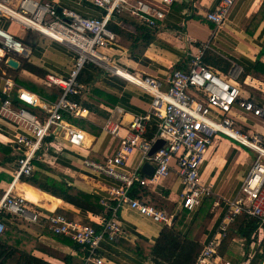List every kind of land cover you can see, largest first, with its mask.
Segmentation results:
<instances>
[{
	"label": "built area",
	"instance_id": "2783aa9c",
	"mask_svg": "<svg viewBox=\"0 0 264 264\" xmlns=\"http://www.w3.org/2000/svg\"><path fill=\"white\" fill-rule=\"evenodd\" d=\"M104 10L103 17H85L71 8H60L47 0H0V21L7 17L23 28L36 30L43 36L58 42L75 53L73 65L67 77L48 74L42 84L61 89L54 101L41 97L38 93L19 86L13 79L6 78L1 88L2 102L0 118L14 126L13 139L9 146L13 153L15 175L29 176L37 169V161L46 160L48 147L54 146L48 137L64 138L70 146L82 147L86 133L77 127L71 118L87 117L89 109L73 99L85 88L79 74L87 63H93L126 79L152 96L151 113L159 118L156 133L146 137L149 116H134L128 132L121 134L122 124L109 120L103 129L119 140L115 154L100 162L85 158L83 165L96 173L111 177L117 185L111 188L101 203L107 209V216L90 214V220L101 225L96 229L91 223L70 218L66 214L47 212L37 207L24 195L15 194L10 185L0 196V235L6 230L1 217L3 211L17 216L21 221L42 223L56 234L70 237L84 251L82 264H111L100 253V241L104 237L118 240L125 235L118 221L121 208L136 209L155 221L169 224L174 217L164 209L153 205L143 195L141 188L136 195L133 187H142L151 181L166 177L172 164H177V172L185 187L182 206L194 209L205 196L213 193L211 185L200 182V168L205 152L217 134H224L255 152L256 158L249 173L245 176L238 198L227 201L228 211L218 233L204 244L196 264H210L216 253L218 240L226 235L228 226L239 215L260 219L258 232L264 240V130L256 126L244 131L233 116L234 108L258 119L264 128V89L263 97L247 92L237 81L240 73L223 74L205 63V51L210 43L203 42L194 53L188 69H175L167 78L168 86L162 88V81L153 76H136L121 67L103 50L116 39L108 28V22L116 16L130 14L153 29L164 25L167 10L177 0H88ZM237 0H219L216 7L205 15L216 30L227 21ZM30 47L10 30L0 25V60L7 64L9 57L26 58ZM123 69L127 76L115 69ZM15 94L17 102H14ZM42 110V113L36 111ZM165 139V144L149 156L154 142ZM47 150V151H46ZM140 151V164L126 169V160L135 151ZM47 161V160H46ZM144 163L153 164L154 173H142ZM224 264H231L224 262ZM264 264V257L262 263Z\"/></svg>",
	"mask_w": 264,
	"mask_h": 264
},
{
	"label": "crops",
	"instance_id": "0c3cea01",
	"mask_svg": "<svg viewBox=\"0 0 264 264\" xmlns=\"http://www.w3.org/2000/svg\"><path fill=\"white\" fill-rule=\"evenodd\" d=\"M47 1L56 3L60 8H71L85 17L100 18L104 14L103 9L88 0ZM218 1L187 0L184 3L182 0H177L167 10L164 25L156 29L149 38H145L136 27L140 22L136 16L130 14L116 16L114 18L116 25L113 23L115 29H111L116 39L103 51L133 75H153L159 78L162 81V88L168 86L167 78L173 70H186L190 67L193 54L197 53L203 42L210 43L209 49L205 51V62L223 74L234 71L241 74L250 69L256 61L264 62V0H237L226 23L216 30L214 23L205 14L215 8ZM0 25L24 40L30 47V54L26 59L46 70V75L54 74L58 77L69 75L75 56L72 50L36 30L23 28L7 17L2 18ZM22 59L20 58L21 63ZM219 59L232 64L228 73L218 65ZM116 70L127 76L126 72ZM20 73L39 84H42L41 80L46 77H40L27 69H21ZM240 74L236 79L243 88L248 93L252 92L258 98H262L264 74H249L244 77V81L239 80ZM6 78L11 77L7 75L0 60L1 99V88ZM82 80L85 85L84 90L72 98L88 108L89 115L75 117L82 127L71 120L85 131V142L81 149L75 150L69 147L64 138L55 139L51 136L48 141L54 142V146L48 147L47 161L43 162L57 169L58 172L72 177L78 187L106 197L117 182L83 165L85 158L104 162L118 149L119 140L108 134L103 126L109 120L120 122L121 134L125 135L134 116H149L147 125L156 133L159 118L151 113L153 98L149 93L104 68L87 63ZM36 111L42 113V110L36 109ZM233 116L244 131L254 126L264 130L258 119L237 107L234 108ZM14 131V126L10 122L0 118V196L4 190L13 185L15 194H25L27 199L34 202L41 210L59 211L80 221L90 219L89 213L61 198L22 182L20 177L17 180L13 153L3 149L10 148L9 143L13 139ZM251 151L249 147L224 134L214 136L208 146L200 168V182L203 185H211L213 193L203 197L202 204L196 207L198 212H202L205 216L195 235L203 245L218 233L219 226L228 211L227 201L239 197L242 182L256 158V154L253 156ZM141 158L140 151L132 153L126 160V169L137 167ZM142 173L145 174L143 171ZM56 177L61 176L56 175ZM141 190L153 205L170 214H177L183 208L182 197L185 187L178 175L175 162L166 177L151 181ZM118 215V221L125 235L116 241L104 237L100 241L99 253L111 264H152L140 250H136L135 246L141 239L154 243L165 223L155 221L132 208H121ZM5 223L7 227L12 226V229L5 230L0 235V240L22 250H15L11 254V250H6L8 256L6 258L4 255L2 258L0 256V262L4 258L6 260L3 264H21L22 257L29 253L53 264L83 263L84 253L53 237L47 232L50 229L44 224L29 223L21 219H18L17 225L9 221ZM236 227L235 221L229 224L226 235L218 240L216 253L210 264H224V262L235 264L233 260L238 261V264L249 263L260 246L258 239L262 236V232H258L257 229L252 235L251 243L246 244V239L236 231Z\"/></svg>",
	"mask_w": 264,
	"mask_h": 264
},
{
	"label": "trees",
	"instance_id": "16d2710c",
	"mask_svg": "<svg viewBox=\"0 0 264 264\" xmlns=\"http://www.w3.org/2000/svg\"><path fill=\"white\" fill-rule=\"evenodd\" d=\"M114 25L116 21L110 20L108 22V28L114 30ZM138 23V22H137ZM136 27L144 35L145 38L151 37V34L156 31L141 22L136 24ZM218 65L223 69L225 73H228L232 64L226 60L219 59ZM206 63V62H205ZM93 64V63H90ZM207 64V63H206ZM3 68L6 69L7 75L22 87H25L31 91L38 93L41 97L47 98L50 100H56L61 93L60 88H50L43 84H39L33 81H30L28 78L23 76L20 73L21 69H27L32 73L45 77L47 72L43 68L29 62L26 58L22 59L21 68L15 70L8 66L5 61H2ZM263 73L264 74V62L256 61L250 69L241 72L240 81H244V77L247 75H253ZM6 74V73H5ZM4 74V75H5ZM84 74V68L79 74V80L83 82L82 75ZM242 75V77H241ZM6 76V75H5ZM239 82V81H238ZM240 83V82H239ZM14 102H17L15 94L13 95ZM2 99L0 98V105ZM75 123H79L77 119L71 118ZM154 131L149 128L147 125L146 137L151 138L154 135ZM50 139V137H48ZM6 152L11 153V148L4 147ZM56 175L61 176L57 178ZM1 179V177H0ZM20 180L22 182H27L42 191L52 194L58 198H61L67 203L74 205L85 213H90L93 215H105L107 216V209L101 203L102 196L98 193H93L86 191L78 187L74 183V179L63 173L57 171V169L51 167L50 165L37 161V169L29 176L21 175ZM142 188L140 183H136L133 187L132 194L136 195L139 193V189ZM5 191V190H4ZM22 191V190H21ZM202 204V203H201ZM198 208V207H197ZM188 209L181 208L172 219V222L165 224L158 235L154 243H150L144 240H138V245L135 246L136 250H140L141 253L148 259L152 264H196L198 258L203 250L204 245L195 237L196 231L199 228V225L204 219L202 212H198V209ZM197 209V213L196 212ZM1 217L4 221L17 225L18 221L17 216L3 211ZM17 220V221H16ZM91 223L96 229H100L101 225L92 221L87 220ZM260 219L255 217H248L247 215H239L235 220L236 231L241 234L243 238L246 239V244L251 243L252 235L256 232L260 225ZM12 229V226L6 224V231ZM56 239L71 245L77 250H81L79 243L73 241L70 237L63 234H56L51 230H47ZM6 250H11V253H14L15 250H22L18 247L9 246L0 240V256L2 255L6 258L8 255ZM26 250V249H25ZM82 251V250H81ZM84 253V251H82ZM247 257V256H246ZM264 257V240L260 242V246L256 249L255 254L251 257L248 264H261ZM5 258L0 262L3 264ZM235 264H238V261L233 260ZM21 264H53L44 259L33 256L31 253L26 254L22 257Z\"/></svg>",
	"mask_w": 264,
	"mask_h": 264
},
{
	"label": "water",
	"instance_id": "95a60500",
	"mask_svg": "<svg viewBox=\"0 0 264 264\" xmlns=\"http://www.w3.org/2000/svg\"><path fill=\"white\" fill-rule=\"evenodd\" d=\"M184 3L187 0H182ZM7 65L10 66L13 69L18 70L21 66V62L19 59H16L14 57H9L7 60ZM165 144V139L163 138H159L157 139L151 150L149 151V156H152L153 154H155L158 150H160L162 148V146ZM155 167L149 163H144V165L142 166V171L146 174L151 176L154 173ZM176 217V215L174 216V218Z\"/></svg>",
	"mask_w": 264,
	"mask_h": 264
},
{
	"label": "rangeland",
	"instance_id": "374dc122",
	"mask_svg": "<svg viewBox=\"0 0 264 264\" xmlns=\"http://www.w3.org/2000/svg\"><path fill=\"white\" fill-rule=\"evenodd\" d=\"M106 54H107V53H106ZM250 90H251V89H250ZM252 90H253V89H252ZM252 90H251V91H252ZM76 125L82 127V125L79 124V123H76ZM69 147H71V148H73V149H75V150H79V149H81L80 147H76V146H69ZM246 150L248 151V149H246ZM251 154H252V155H253V154L255 155V153H254V152L252 153V151H251ZM254 155H253V156H254ZM82 222H84V223H89L88 221H82Z\"/></svg>",
	"mask_w": 264,
	"mask_h": 264
},
{
	"label": "bare ground",
	"instance_id": "6f19581e",
	"mask_svg": "<svg viewBox=\"0 0 264 264\" xmlns=\"http://www.w3.org/2000/svg\"><path fill=\"white\" fill-rule=\"evenodd\" d=\"M14 2L15 3H18L19 2V0H14ZM116 70V69H115ZM118 70H120V71H124L123 69H121V68H119ZM125 72V71H124ZM120 73V72H119ZM121 74V73H120ZM127 74V73H126ZM123 75V74H122ZM125 76V75H124ZM24 196L27 198V196L24 194Z\"/></svg>",
	"mask_w": 264,
	"mask_h": 264
}]
</instances>
